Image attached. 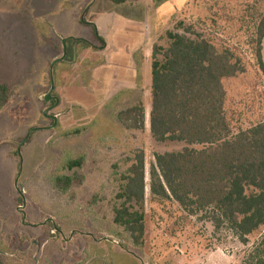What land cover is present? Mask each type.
Listing matches in <instances>:
<instances>
[{
  "label": "rangeland",
  "instance_id": "obj_1",
  "mask_svg": "<svg viewBox=\"0 0 264 264\" xmlns=\"http://www.w3.org/2000/svg\"><path fill=\"white\" fill-rule=\"evenodd\" d=\"M254 3L0 0V81L10 89L0 111L4 264H242L255 237L245 246L226 226L216 229L208 213L191 216L173 200L151 195L155 156L185 145L157 142L150 132L151 55L146 50L156 42L167 45L166 31L181 21L217 47L231 48L245 73L224 81L226 110L233 128L245 129L264 119V74L253 54ZM115 9L104 18L106 47L90 24L72 22ZM68 38L75 40L64 44ZM262 55L264 61V40ZM139 102L145 128L126 130L117 115ZM137 151L145 155L141 247L113 221L122 175ZM77 158L81 167L69 170L67 163ZM57 175H82L83 180L61 190L54 185Z\"/></svg>",
  "mask_w": 264,
  "mask_h": 264
},
{
  "label": "trees",
  "instance_id": "obj_2",
  "mask_svg": "<svg viewBox=\"0 0 264 264\" xmlns=\"http://www.w3.org/2000/svg\"><path fill=\"white\" fill-rule=\"evenodd\" d=\"M127 1L112 0L116 4ZM250 11L255 29L253 54L264 74V0H255ZM174 30L165 33L167 45L156 42L152 46L150 132L157 142L185 147L155 156L151 195L173 200L191 216L208 213L216 229L226 226L245 246L255 237L242 264H264V119L235 130L226 110L224 81L245 73L244 63L231 48L217 47L192 33L184 21ZM9 96L8 85L0 81V111ZM117 119L126 130H144L145 108L139 102L119 112ZM82 163L77 158L67 164L72 170ZM81 180L82 175L53 179L61 190ZM122 180L116 195L121 203L114 208L113 221L130 235L133 245L141 247L147 215L143 151L135 153ZM0 264H4L1 254Z\"/></svg>",
  "mask_w": 264,
  "mask_h": 264
},
{
  "label": "crops",
  "instance_id": "obj_3",
  "mask_svg": "<svg viewBox=\"0 0 264 264\" xmlns=\"http://www.w3.org/2000/svg\"><path fill=\"white\" fill-rule=\"evenodd\" d=\"M127 3V2H126ZM125 3V4H126ZM122 5H124V4H122ZM114 11H116L117 12V10L115 9V10H112V11H103V12H97V14L96 15H92L91 16V20L90 21H86V23H89L91 26L92 25H94L95 27H96V30H97V33H98V35H99V37L102 39V41H103V44H104V47H106V42H105V39H104V35H103V32H102V30L104 29V26L106 25V20L104 21V18L108 15V14H106V13H109V14H111V12L112 13H115ZM125 14V13H124ZM113 15V14H112ZM126 17H133L134 19H142L141 17H137V15L136 14H131V15H129L128 13H127V15H126ZM72 22H75V23H77V24H82V22H81V20H80V15H79V17H76V19L75 18H72ZM115 22V21H114ZM88 24V25H89ZM104 31V30H103ZM74 41L75 39H70V38H68V39H66V41L67 42H69V41ZM147 51V53H146V56L147 55H151L152 54V49H151V51L149 50V48L146 50ZM113 245H115V246H117L118 245V243H114ZM117 247H120L119 245L117 246ZM121 249L123 250V249H125V248H123V247H121ZM126 250V249H125ZM127 254L128 255H130V256H133L136 260H137V258H136V256L134 255V254H132L129 250H127ZM67 262H68V260H67ZM138 262H139V260H137V264H138ZM63 263L64 264H68V263H66V261L64 262L63 261Z\"/></svg>",
  "mask_w": 264,
  "mask_h": 264
},
{
  "label": "flooded vegetation",
  "instance_id": "obj_4",
  "mask_svg": "<svg viewBox=\"0 0 264 264\" xmlns=\"http://www.w3.org/2000/svg\"><path fill=\"white\" fill-rule=\"evenodd\" d=\"M53 100H54V103L56 104L57 99H56L55 97H53ZM48 116H50V115H48ZM52 118H53V123H54V120H56V118H55L54 116H52ZM126 250H127V249H126Z\"/></svg>",
  "mask_w": 264,
  "mask_h": 264
},
{
  "label": "water",
  "instance_id": "obj_5",
  "mask_svg": "<svg viewBox=\"0 0 264 264\" xmlns=\"http://www.w3.org/2000/svg\"><path fill=\"white\" fill-rule=\"evenodd\" d=\"M63 43L65 44L66 43V39L63 41ZM51 95V94H50ZM50 98V97H49Z\"/></svg>",
  "mask_w": 264,
  "mask_h": 264
}]
</instances>
